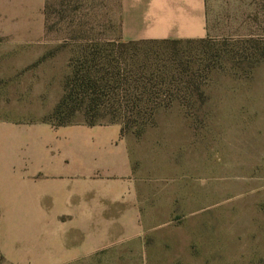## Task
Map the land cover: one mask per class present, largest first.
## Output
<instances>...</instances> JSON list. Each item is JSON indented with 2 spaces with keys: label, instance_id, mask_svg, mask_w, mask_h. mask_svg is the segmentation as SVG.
<instances>
[{
  "label": "rangeland",
  "instance_id": "374dc122",
  "mask_svg": "<svg viewBox=\"0 0 264 264\" xmlns=\"http://www.w3.org/2000/svg\"><path fill=\"white\" fill-rule=\"evenodd\" d=\"M121 39L120 0H0V264H264V35L139 46L221 58L142 131L78 113L121 127L135 196L89 228L40 211L23 132L55 126L82 55Z\"/></svg>",
  "mask_w": 264,
  "mask_h": 264
},
{
  "label": "crops",
  "instance_id": "0c3cea01",
  "mask_svg": "<svg viewBox=\"0 0 264 264\" xmlns=\"http://www.w3.org/2000/svg\"><path fill=\"white\" fill-rule=\"evenodd\" d=\"M120 14L125 42L264 35V0H120ZM22 138L24 158L38 166L40 211L54 213L55 221L65 217L89 228L95 213L103 219L135 196L134 165L119 125L43 124Z\"/></svg>",
  "mask_w": 264,
  "mask_h": 264
},
{
  "label": "trees",
  "instance_id": "16d2710c",
  "mask_svg": "<svg viewBox=\"0 0 264 264\" xmlns=\"http://www.w3.org/2000/svg\"><path fill=\"white\" fill-rule=\"evenodd\" d=\"M107 42L105 48L96 46L80 58L66 84L64 96L51 115L55 126H69L77 114L82 113L88 126L107 122L120 124L122 133L142 131L152 124L156 110L169 108L175 101L171 93H182L181 89L195 91L200 85V78L196 76L214 69L212 59L221 58L218 53L211 54V59L203 50L194 55L187 52L186 57L185 52L175 50L161 58L168 50L162 54L156 52L158 59L154 60L151 54L142 60L137 50L142 45L202 46L209 43L208 40Z\"/></svg>",
  "mask_w": 264,
  "mask_h": 264
}]
</instances>
